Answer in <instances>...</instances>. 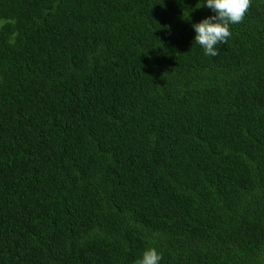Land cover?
Masks as SVG:
<instances>
[{
    "label": "trees",
    "instance_id": "1",
    "mask_svg": "<svg viewBox=\"0 0 264 264\" xmlns=\"http://www.w3.org/2000/svg\"><path fill=\"white\" fill-rule=\"evenodd\" d=\"M211 14L0 0V264H264V0Z\"/></svg>",
    "mask_w": 264,
    "mask_h": 264
},
{
    "label": "clouds",
    "instance_id": "2",
    "mask_svg": "<svg viewBox=\"0 0 264 264\" xmlns=\"http://www.w3.org/2000/svg\"><path fill=\"white\" fill-rule=\"evenodd\" d=\"M250 3L251 0H203V7L212 14L192 23L191 28L194 32L193 42L202 48L205 56L216 57L219 54L218 46L227 43L232 35L231 25L243 21ZM143 210H147L145 205ZM159 213L161 220L168 219L166 208H160ZM162 260V254L150 247L141 253L134 264H161Z\"/></svg>",
    "mask_w": 264,
    "mask_h": 264
}]
</instances>
